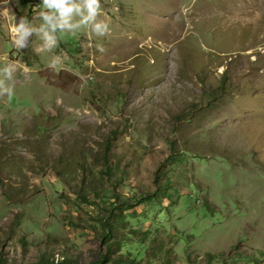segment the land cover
<instances>
[{"label": "rangeland", "instance_id": "374dc122", "mask_svg": "<svg viewBox=\"0 0 264 264\" xmlns=\"http://www.w3.org/2000/svg\"><path fill=\"white\" fill-rule=\"evenodd\" d=\"M93 9L0 0V264H264V0Z\"/></svg>", "mask_w": 264, "mask_h": 264}, {"label": "trees", "instance_id": "16d2710c", "mask_svg": "<svg viewBox=\"0 0 264 264\" xmlns=\"http://www.w3.org/2000/svg\"><path fill=\"white\" fill-rule=\"evenodd\" d=\"M105 150V154L103 155V159H102V166L105 170V175H107L109 177V179H112L111 177H114L115 172L117 171V166L113 165V163H110V161L106 158V149ZM92 183V181H91ZM167 183V182H166ZM167 186H169V184L167 183ZM166 186V188H167ZM89 189V193L94 192L93 188L90 187V185L87 187ZM161 193L165 195V193H163V191L165 190V188L160 189ZM78 198L83 201L86 204L92 205V201H90V196L88 195V193L85 192L84 189L80 188L79 191L76 192ZM119 193H116V197L118 198ZM97 196V195H96ZM166 196V195H165ZM148 199V200H147ZM150 199H152V197H145V198H141L138 199L133 205H139L142 204L143 202H145L146 200L149 201ZM112 228L113 226H109V225H104V230L106 231V233L103 236V239H109L110 236H112ZM53 264V263H50ZM55 264H73L69 259H66L65 257L63 258L62 261H59ZM112 264H133V262L130 261H120V260H114Z\"/></svg>", "mask_w": 264, "mask_h": 264}, {"label": "clouds", "instance_id": "9594fccd", "mask_svg": "<svg viewBox=\"0 0 264 264\" xmlns=\"http://www.w3.org/2000/svg\"><path fill=\"white\" fill-rule=\"evenodd\" d=\"M52 3L57 4V6H62L63 0H51ZM97 4V0H88V7H89V11L93 12V5ZM99 27V25L97 26Z\"/></svg>", "mask_w": 264, "mask_h": 264}]
</instances>
